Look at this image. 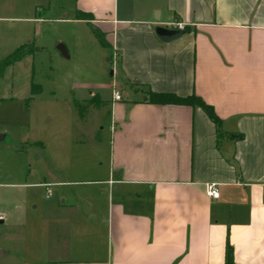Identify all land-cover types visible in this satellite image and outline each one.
I'll return each instance as SVG.
<instances>
[{
    "label": "crops",
    "instance_id": "1",
    "mask_svg": "<svg viewBox=\"0 0 264 264\" xmlns=\"http://www.w3.org/2000/svg\"><path fill=\"white\" fill-rule=\"evenodd\" d=\"M41 10L99 33L131 96L115 90L107 177L51 202L46 245L18 246L14 264H224L226 243L235 264H264V0H0V24L28 33ZM176 23L186 31L160 41ZM148 90L195 94L227 136L217 144L201 109L149 104Z\"/></svg>",
    "mask_w": 264,
    "mask_h": 264
},
{
    "label": "rangeland",
    "instance_id": "2",
    "mask_svg": "<svg viewBox=\"0 0 264 264\" xmlns=\"http://www.w3.org/2000/svg\"><path fill=\"white\" fill-rule=\"evenodd\" d=\"M40 12L48 20L28 33L0 24V61L25 43L34 49L0 77V251H12L0 264H14L20 245H46L51 202L86 195L94 190L86 182L107 177L112 92L131 96L90 28L52 20L69 13Z\"/></svg>",
    "mask_w": 264,
    "mask_h": 264
},
{
    "label": "trees",
    "instance_id": "3",
    "mask_svg": "<svg viewBox=\"0 0 264 264\" xmlns=\"http://www.w3.org/2000/svg\"><path fill=\"white\" fill-rule=\"evenodd\" d=\"M78 17H79L78 19H88L85 17H91V16L79 13ZM184 31H186L185 27L182 32ZM93 32H94L95 37L98 39L99 43L103 47H106L105 43L103 42L102 36L96 31H93ZM33 50L34 49H33L32 44L27 43V44H24L16 48L11 54H9L6 58L1 60L0 61V77L2 76L4 70L7 67L22 60L26 56H31L33 53ZM33 91L35 92L36 90L33 89ZM146 102L149 104H154V105H183V106H189L191 108H199L203 111V113L206 115L209 121L214 125L217 144L221 139L227 136V134H224L221 129V121L215 114L214 109L210 105L206 104L200 97L196 96L195 94H191L186 97H179L172 93H155V92L148 90L146 92ZM76 106L78 107V104ZM228 137H231L233 139L241 138L239 134L228 135ZM224 264H235L233 260L232 248L229 246L228 243H226L225 245Z\"/></svg>",
    "mask_w": 264,
    "mask_h": 264
},
{
    "label": "built area",
    "instance_id": "4",
    "mask_svg": "<svg viewBox=\"0 0 264 264\" xmlns=\"http://www.w3.org/2000/svg\"><path fill=\"white\" fill-rule=\"evenodd\" d=\"M175 29L183 31L184 26L181 23H176ZM120 99L121 98H120V95L118 92H116V91L112 92V100L113 101H120ZM41 186L45 188V197L46 198L50 197V195H51L50 185L43 183V184H41ZM204 192H205V195L207 197H210V198H218V196H219L218 189L214 184H206L204 186Z\"/></svg>",
    "mask_w": 264,
    "mask_h": 264
},
{
    "label": "water",
    "instance_id": "5",
    "mask_svg": "<svg viewBox=\"0 0 264 264\" xmlns=\"http://www.w3.org/2000/svg\"><path fill=\"white\" fill-rule=\"evenodd\" d=\"M155 34L160 41L169 42L179 38L183 34V32L181 30L158 27L155 29ZM57 48L62 55H66L65 49L61 44L58 45ZM4 137L5 136L3 134H0V142L4 139Z\"/></svg>",
    "mask_w": 264,
    "mask_h": 264
}]
</instances>
